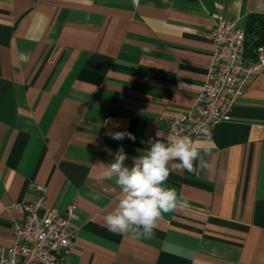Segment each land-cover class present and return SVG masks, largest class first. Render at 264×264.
Listing matches in <instances>:
<instances>
[{
    "label": "crops",
    "instance_id": "0c3cea01",
    "mask_svg": "<svg viewBox=\"0 0 264 264\" xmlns=\"http://www.w3.org/2000/svg\"><path fill=\"white\" fill-rule=\"evenodd\" d=\"M252 12L264 14V0H0V247L21 215L11 205L43 185L45 208L75 206L73 264H264V68L212 137L193 139L210 150L211 173H170L188 206L165 214L153 239L102 227L118 190L95 166L123 147L130 167L158 130L172 133L213 61V14L243 27ZM165 240L195 256L163 251Z\"/></svg>",
    "mask_w": 264,
    "mask_h": 264
},
{
    "label": "built area",
    "instance_id": "2783aa9c",
    "mask_svg": "<svg viewBox=\"0 0 264 264\" xmlns=\"http://www.w3.org/2000/svg\"><path fill=\"white\" fill-rule=\"evenodd\" d=\"M212 18L213 61L196 105L191 111L170 117V131L192 139H210L215 126L230 118L247 76L264 68V45L257 47L254 60L247 61L243 27L219 13ZM35 188L39 194L32 201L11 205L21 215L12 219L10 230L14 241L0 247V264H73L67 257L79 229L75 206L69 205L65 213L47 209L45 187Z\"/></svg>",
    "mask_w": 264,
    "mask_h": 264
},
{
    "label": "clouds",
    "instance_id": "9594fccd",
    "mask_svg": "<svg viewBox=\"0 0 264 264\" xmlns=\"http://www.w3.org/2000/svg\"><path fill=\"white\" fill-rule=\"evenodd\" d=\"M132 4L138 7L139 0H132ZM107 135L117 141L126 137L135 140L130 132L109 130ZM149 143L148 150L134 158L130 167L125 165L128 156L123 147L112 154L113 162L95 165L99 169L97 182L112 181L118 190L115 207L103 219L102 227L109 232L128 235L132 239H153L165 214L188 206L175 187L166 186L170 173L184 170L198 174L213 170V161L206 158L210 157V150L198 148L188 135L158 130L156 138ZM102 198L101 193H93L94 200ZM162 250L184 259L195 256L193 250L170 244L167 240L163 242Z\"/></svg>",
    "mask_w": 264,
    "mask_h": 264
},
{
    "label": "trees",
    "instance_id": "16d2710c",
    "mask_svg": "<svg viewBox=\"0 0 264 264\" xmlns=\"http://www.w3.org/2000/svg\"><path fill=\"white\" fill-rule=\"evenodd\" d=\"M243 30L245 33L244 56L247 61L254 60L256 49L264 45V14L252 12L244 20Z\"/></svg>",
    "mask_w": 264,
    "mask_h": 264
}]
</instances>
